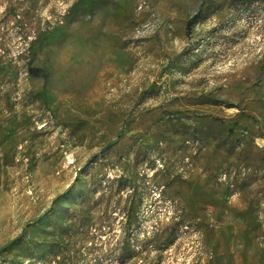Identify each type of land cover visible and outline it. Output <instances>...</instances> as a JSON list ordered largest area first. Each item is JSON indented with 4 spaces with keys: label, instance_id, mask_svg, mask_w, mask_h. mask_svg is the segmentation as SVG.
I'll use <instances>...</instances> for the list:
<instances>
[{
    "label": "rangeland",
    "instance_id": "obj_1",
    "mask_svg": "<svg viewBox=\"0 0 264 264\" xmlns=\"http://www.w3.org/2000/svg\"><path fill=\"white\" fill-rule=\"evenodd\" d=\"M0 264H264V0H0Z\"/></svg>",
    "mask_w": 264,
    "mask_h": 264
},
{
    "label": "trees",
    "instance_id": "obj_2",
    "mask_svg": "<svg viewBox=\"0 0 264 264\" xmlns=\"http://www.w3.org/2000/svg\"><path fill=\"white\" fill-rule=\"evenodd\" d=\"M191 23H192V22H189V24H188V29L190 28Z\"/></svg>",
    "mask_w": 264,
    "mask_h": 264
}]
</instances>
